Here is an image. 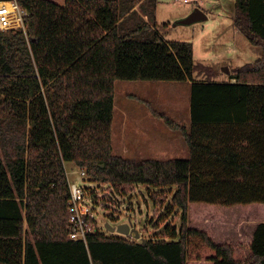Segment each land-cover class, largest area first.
Segmentation results:
<instances>
[{"label": "trees", "instance_id": "16d2710c", "mask_svg": "<svg viewBox=\"0 0 264 264\" xmlns=\"http://www.w3.org/2000/svg\"><path fill=\"white\" fill-rule=\"evenodd\" d=\"M17 1L27 31L0 32V264H264V0H235V27L262 51L227 82L152 29L158 0ZM118 80L191 83L189 127L144 101L188 159L114 154ZM66 162L124 192L176 187L180 228L71 239Z\"/></svg>", "mask_w": 264, "mask_h": 264}, {"label": "rangeland", "instance_id": "374dc122", "mask_svg": "<svg viewBox=\"0 0 264 264\" xmlns=\"http://www.w3.org/2000/svg\"><path fill=\"white\" fill-rule=\"evenodd\" d=\"M51 1L65 4V0ZM158 1L155 21L146 15L144 19L167 42L191 43L195 62L212 67L216 73L215 80L230 81V74L236 68L261 57L262 50L252 46L234 25L235 0H200L199 3L177 5L174 0ZM197 8L206 13L207 20L190 25L178 24ZM138 10L145 14L139 7ZM133 37L147 40L151 36L137 33ZM196 78L206 79L202 75ZM144 101L183 126H190L188 107L191 104V85L188 82L118 80L113 123L114 154L135 161L188 159L190 150L181 134L171 131L162 120L155 118ZM65 168L69 183L91 188L93 196L101 202L95 217L104 235L141 243L143 240L162 239L169 227L180 228L181 213L177 209L171 210L176 187L139 185L124 192L82 177L81 169L73 162H66ZM129 220L140 233L139 240L111 233L105 227L108 222L116 226Z\"/></svg>", "mask_w": 264, "mask_h": 264}, {"label": "built area", "instance_id": "2783aa9c", "mask_svg": "<svg viewBox=\"0 0 264 264\" xmlns=\"http://www.w3.org/2000/svg\"><path fill=\"white\" fill-rule=\"evenodd\" d=\"M199 3V0H175L176 4ZM26 11L19 5L17 0H0V32L12 30L27 31L25 22ZM82 177L87 176L85 170H81ZM71 200L69 202V223L71 227L70 238L75 241L88 242L89 236L101 229L96 221L97 208H101L97 196H93L91 188H85L78 184L69 183Z\"/></svg>", "mask_w": 264, "mask_h": 264}, {"label": "water", "instance_id": "95a60500", "mask_svg": "<svg viewBox=\"0 0 264 264\" xmlns=\"http://www.w3.org/2000/svg\"><path fill=\"white\" fill-rule=\"evenodd\" d=\"M207 19L208 16L206 15V13L197 8L187 18L178 21V24L190 25L196 22L205 21ZM105 227L111 233H120L124 236L134 237L136 240H139L141 238L140 233L137 229L134 228V224L131 220L116 226H113L110 222H108L106 223ZM142 243L146 244V240H143Z\"/></svg>", "mask_w": 264, "mask_h": 264}, {"label": "crops", "instance_id": "0c3cea01", "mask_svg": "<svg viewBox=\"0 0 264 264\" xmlns=\"http://www.w3.org/2000/svg\"><path fill=\"white\" fill-rule=\"evenodd\" d=\"M200 1V0H199ZM174 4H176L175 3V0H174ZM177 5V4H176ZM158 10V9H157ZM236 29V28H235ZM219 82H222V81H219ZM232 82H235V80H232ZM175 83V82H174ZM190 85H191V83L190 82H188ZM188 112L190 113V106L188 107ZM172 131V130H171Z\"/></svg>", "mask_w": 264, "mask_h": 264}]
</instances>
